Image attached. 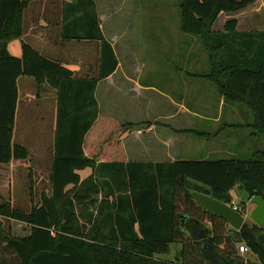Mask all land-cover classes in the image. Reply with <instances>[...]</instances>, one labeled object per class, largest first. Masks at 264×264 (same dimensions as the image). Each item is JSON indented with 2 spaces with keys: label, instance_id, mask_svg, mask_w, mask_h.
<instances>
[{
  "label": "trees",
  "instance_id": "obj_1",
  "mask_svg": "<svg viewBox=\"0 0 264 264\" xmlns=\"http://www.w3.org/2000/svg\"><path fill=\"white\" fill-rule=\"evenodd\" d=\"M31 1L0 0V165L28 159L12 137L17 80L31 78L56 95L50 194L41 192L27 213L0 200V264H264L257 241L263 228L246 223L234 231L191 197L195 192L232 207L230 192L236 189L238 212L246 215V202L264 200V152L245 161L126 162L121 137L127 126L102 117L95 98L98 83L115 72L118 61L99 28L94 2L63 5L62 39L99 48L97 77L77 78L29 45H21L19 58L8 53V42L22 35V15ZM253 3L180 0V30L200 41L220 96L250 110L252 128L264 137V32H237L235 19L222 32L212 30L221 14ZM85 169L91 173L82 180ZM180 215L188 217L183 227ZM12 222L25 224L28 235L14 236ZM204 223L210 227L200 240ZM241 244L256 262L239 253ZM171 245L181 246L173 261L155 259Z\"/></svg>",
  "mask_w": 264,
  "mask_h": 264
},
{
  "label": "crops",
  "instance_id": "obj_2",
  "mask_svg": "<svg viewBox=\"0 0 264 264\" xmlns=\"http://www.w3.org/2000/svg\"><path fill=\"white\" fill-rule=\"evenodd\" d=\"M92 1L95 4L99 18V28L105 40L113 48V43H115L118 34L105 32L103 29L105 5L102 0ZM70 3V0H32L22 15V35L20 38L8 42L7 50L11 55L19 58L21 57V45L26 44L32 48L39 49L43 53H49L52 58L60 61L64 67L71 70L77 78H80L79 75L81 74L84 77L96 78L99 58L98 45L87 41L65 42L61 37L63 5ZM232 19L237 21L236 18H230L226 21ZM223 27L221 31L217 32H222ZM238 28L239 23L236 29L237 32H264V30L239 31ZM17 44H19V47H17ZM11 45L15 46L13 47V52L10 51ZM90 50L95 55V61L93 60L95 62L94 67L89 63L75 62L86 59L88 54H91ZM59 51L61 53H58ZM212 71L210 65L209 70L190 67L186 69H168L165 74L164 71L151 70L149 73L151 77L158 78L164 75L170 79H165L164 83L158 84L159 80L156 78L154 81H148V83L150 82L148 84L140 79L144 75L142 69L131 68L123 70L118 66L110 77L98 83L95 98L100 114L103 112L106 116H113L120 123L127 126V130L121 138L126 162L173 163L175 161H191L186 159L194 156L198 157L197 161H208L202 160L200 157H219L223 154V150L226 151L225 155H230L233 150H238L239 146L237 132L235 133L236 141L234 145L232 143L233 130H242L244 134L243 141L247 139L254 142L259 137L264 138L252 128L255 118L250 110L244 105L227 103L220 96L212 78H210ZM24 87L25 89L31 88L26 83H24ZM100 88L105 91L101 101L104 107L114 104L111 93H117L116 114H109L105 110V112L101 111L97 98ZM37 89L38 91L42 89L45 95L49 92L55 94L54 91L45 86H37ZM38 95L40 96V93ZM38 95L27 94L23 101L18 98L12 144L24 147L28 152L29 159L30 143L28 141H40L38 143L39 146L43 144L41 142L45 139L44 144H47L46 149H49L51 154L49 161V170L51 172L55 138L56 98L54 97V105L48 114V122L45 120L46 124H48L47 131H41L43 129L41 123L38 126L40 130H32V127L24 118L25 113L27 114L31 110L32 100H35ZM110 109L108 106V110ZM18 112L19 122L16 124ZM228 130L230 131L229 133L227 132ZM35 133H38V135H35ZM241 146L244 148L243 144ZM255 152H264V150H254L251 153V157ZM28 159L25 161H12L8 165H0V177H7L6 191L10 194L13 193L14 198L17 195L14 193L11 173L13 171L18 172V169L22 171L30 169L29 165H27ZM28 185V202L31 203L32 198L36 204V197L32 192L30 180H28ZM20 186L24 188V184L22 185L21 183ZM41 192L49 195L50 185L49 190ZM230 195L232 197V205H236L239 199L236 195V189L231 191ZM11 205L14 207L12 203ZM253 209L246 207L248 214ZM243 255L256 262L255 256L249 257L251 255L249 252Z\"/></svg>",
  "mask_w": 264,
  "mask_h": 264
},
{
  "label": "rangeland",
  "instance_id": "obj_3",
  "mask_svg": "<svg viewBox=\"0 0 264 264\" xmlns=\"http://www.w3.org/2000/svg\"><path fill=\"white\" fill-rule=\"evenodd\" d=\"M102 3L105 5V11H103V29L106 33L118 34L115 43H113V51L120 69H142L144 75H142L140 79L141 81H146V83H148V81H154L157 78L149 75L151 70L164 71V74L168 69H186L190 67L209 70L207 61L208 56L203 50L198 38L185 34L180 30V0H102ZM230 18L237 19L239 31L264 30V0H254V3L249 5L246 10L240 13L238 12L235 15L221 14L216 20L215 25H213L212 30L214 32L221 31L225 21ZM13 47L15 46L11 45V52H13ZM17 47H19V44H17ZM34 50L46 58L54 59L49 53H43L37 48ZM91 50V54H88L86 59L75 62L82 64L89 63L94 67L95 55ZM58 53H61V51ZM79 77L84 76L81 74ZM116 78L118 79V77ZM157 79L159 80L158 84H161L165 82V79L170 78L163 75ZM24 83L29 84L31 88L25 89ZM148 84H150V82ZM212 88L216 92L213 86ZM17 90L18 98L22 101L27 94L36 96L40 93V96L38 95L35 100H32L31 110L27 114L25 113L24 118L30 124L32 130H40L38 126L39 123H41L43 128L41 131H47L48 124H46L45 120L49 117L48 114L54 105V97L56 98V95L53 92H49L45 95L42 89L38 91L35 81L27 77L18 78ZM104 93L105 91L100 88L97 94L101 111L105 110L109 114H116L117 93H111V95H113L114 104L108 105L111 108L110 110H108L107 105L104 107L101 104ZM214 95H216V93H214ZM244 109L246 110V108ZM101 115L102 117H110L104 115L103 112ZM111 118L114 117L112 116ZM114 119L119 122L117 118ZM17 122H19V112L16 124ZM227 132L229 133L230 131L228 130ZM232 133H234L231 138L233 145L236 141L235 133L236 135L238 134V150H233L230 155H225L226 151L223 150V154L219 157L200 158L208 161L230 159L245 161L251 158V153L254 150H264V138L259 137L254 140V142L247 139L243 141L244 134L241 129L237 131L233 130ZM35 135H38V133H35ZM44 140L41 142L43 144L39 146L38 143H40V141L36 142L34 140L36 144L34 141H28L30 145L29 162L27 165H29L30 169H24L23 171L18 169V172L13 171L11 173L13 177L14 193L17 195L15 198L13 193L10 194L6 191L7 177H0V200L10 201L14 205V208L22 212H29L30 208L36 206L38 203L40 192L49 190L48 176L50 173L49 161L51 154L49 149H46L47 144H44ZM242 144L244 148H242ZM247 144L249 145L248 147ZM186 160L197 161L198 157L194 156ZM90 173V169H85L79 172V175L83 180L86 179ZM28 180L31 181L32 192L36 197V204L34 202V204L28 202ZM21 183L22 185L24 184V188L20 186ZM239 200L240 199H238V203L236 204L237 207L238 204H240ZM247 206L250 209L254 208L250 203H247L246 207ZM246 223L248 225L252 224L248 219L247 211ZM203 225L208 229L210 227L208 223H204ZM11 227L13 234L16 236L28 234V227L26 228L25 224L12 222ZM180 248L181 246L179 245H171L167 255L156 256L155 259L163 262L173 261ZM249 257H252V255H249Z\"/></svg>",
  "mask_w": 264,
  "mask_h": 264
},
{
  "label": "water",
  "instance_id": "obj_4",
  "mask_svg": "<svg viewBox=\"0 0 264 264\" xmlns=\"http://www.w3.org/2000/svg\"><path fill=\"white\" fill-rule=\"evenodd\" d=\"M191 197L195 204L204 212L209 215L216 216L225 220L230 229L239 231L244 224H246V215H241L239 212H235L230 206L217 202L210 197L199 193H191ZM247 203L254 206V209L248 214V219L252 224L259 228L264 229V200L261 197H253ZM181 227L187 222L188 217L180 215ZM201 231L199 233V239H203V232L209 231L205 225L201 224ZM257 241L264 247V234L258 236Z\"/></svg>",
  "mask_w": 264,
  "mask_h": 264
},
{
  "label": "built area",
  "instance_id": "obj_5",
  "mask_svg": "<svg viewBox=\"0 0 264 264\" xmlns=\"http://www.w3.org/2000/svg\"><path fill=\"white\" fill-rule=\"evenodd\" d=\"M231 208H232L235 212H238V207H237L236 205H232ZM238 251H239V253H240L241 255L246 254V253L249 252L248 249H247V247H246L245 245H243V244L239 245V247H238Z\"/></svg>",
  "mask_w": 264,
  "mask_h": 264
}]
</instances>
